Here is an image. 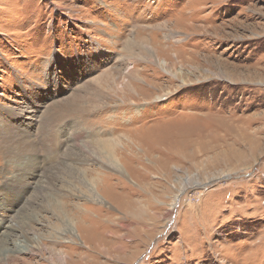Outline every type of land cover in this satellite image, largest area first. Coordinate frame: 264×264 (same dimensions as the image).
Returning a JSON list of instances; mask_svg holds the SVG:
<instances>
[{"label": "rangeland", "instance_id": "374dc122", "mask_svg": "<svg viewBox=\"0 0 264 264\" xmlns=\"http://www.w3.org/2000/svg\"><path fill=\"white\" fill-rule=\"evenodd\" d=\"M59 253L264 264V0H0V264Z\"/></svg>", "mask_w": 264, "mask_h": 264}, {"label": "bare ground", "instance_id": "6f19581e", "mask_svg": "<svg viewBox=\"0 0 264 264\" xmlns=\"http://www.w3.org/2000/svg\"><path fill=\"white\" fill-rule=\"evenodd\" d=\"M160 29V28H159ZM157 33V32H156ZM140 34V33H139ZM155 35V34H154ZM148 39V38H147ZM147 43V42H146ZM147 49V48H146ZM148 53H150V55H152L153 57H154V59L156 60V61H159L157 58H156V56H155V52L151 49V48H148ZM149 55V56H150ZM158 64L161 66V67H163V69L164 70H166L167 68H166V66H167V63L165 62V61H163V63L161 62V61H159L158 62ZM211 71H212V69H211ZM165 72H167V74H171V72L170 71H168V70H166ZM229 72H230V70H229ZM173 73V72H172ZM211 73H214V72H211ZM223 73H224V71H223ZM180 74V73H179ZM174 77H176V76H178L177 74H175V75H173ZM181 76V75H180ZM205 78V77H204ZM177 79V78H176ZM190 80V79H189ZM185 81V80H184ZM188 82V81H187ZM186 82V83H187ZM185 82H184V84H186ZM105 146H109V145H107V144H105ZM2 147V146H1ZM110 158H111V156H110ZM107 160H109L108 158H107ZM111 162H113V161H111ZM113 164V166L114 167H116L120 172H122L123 173V170L121 169V166H120V164L117 162V161H115V162H113L112 163ZM147 175V174H146ZM89 190H90V192H91V194L93 195V197H95V199H96V201H98V202H103V200L101 199V197H99V195L97 194V192H96V190H95V187H93V186H91L90 185V188H89ZM70 221V220H69ZM8 224V223H7ZM63 224H64V226H63V228H64V230H63V233H66V234H71V235H73L75 238H79L81 235H79L78 233H77V231L78 230H76V228H75V226L77 227V224L76 223H70V222H68V221H65V222H63ZM11 225V224H10ZM12 225H14V224H12ZM8 226L7 228L10 230V231H15V227H13V226ZM2 226H3V223H2ZM15 226V225H14ZM17 230V229H16ZM62 236H64V235H62ZM23 237H24V240L23 241H20V242H18V243H16V246H15V252H20V253H25L26 254V252H29V251H31V250H34V248H38L39 246V240H38V238H36L35 239V242H34V244L35 245H33V244H29L27 241H28V237H27V234H25V232L23 233ZM65 242H67V240H65ZM41 248V247H40ZM15 252H13V253H15ZM5 257H7V256H5ZM83 258V257H82ZM94 258V257H93ZM5 259H7V258H5ZM57 260H58V262H59V264H67V261L69 260V254H63V253H59L58 254V256H57ZM88 261V260H87Z\"/></svg>", "mask_w": 264, "mask_h": 264}]
</instances>
